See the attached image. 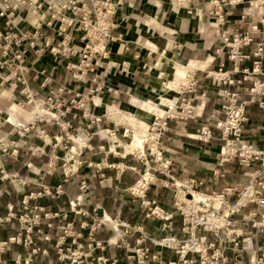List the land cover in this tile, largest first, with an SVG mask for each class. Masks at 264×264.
I'll return each mask as SVG.
<instances>
[{
  "label": "crops",
  "instance_id": "obj_1",
  "mask_svg": "<svg viewBox=\"0 0 264 264\" xmlns=\"http://www.w3.org/2000/svg\"><path fill=\"white\" fill-rule=\"evenodd\" d=\"M179 1L182 3H176V0H132L130 5L119 9L114 18L116 25L112 30V35L117 40L110 42V57L104 60L102 66L97 69V80H103L102 85L113 87L118 91L117 94L103 93L96 96L98 103L108 100L119 105L122 103L127 104L129 103L128 96L136 94L139 90L148 93L152 97L155 95L165 96V99H171L172 103L179 102L183 96L190 99L195 116L187 120H171L169 123L170 130L165 133L161 140L163 161L167 162L169 172L159 169L158 163H156L157 167H153V169L150 163L154 162L152 157H150L151 160H148L151 165L149 166L147 162L138 159L131 151L121 155L112 152L105 153L101 151L100 147L104 145L107 148V141H93L90 142V147H84L81 150L82 165L77 173L65 176L62 172L60 178L55 179L53 175L55 177L59 175L57 174V168H61V164L58 163L53 167L54 172L51 174L52 177L49 183L53 187L61 183L65 185V194L60 198H56V204H63L64 202L67 207H53L49 211L66 210L68 201L74 200L82 193L80 188L83 182L92 183L94 188L87 195L88 202L84 205V208L91 213L95 208L94 206L100 204L102 206L98 211L100 215L105 211L109 217L118 218L129 227L143 226L142 232L145 233L146 229V234L149 237L158 239L166 236L178 237L185 233L182 231L183 217L176 210L174 203L179 197L186 201L189 200L185 193H187L186 188L192 185V181L199 182L198 186L196 185L199 188L208 190L219 188L223 190L247 184L256 175L264 180V164L262 162L264 157L262 156L249 167H241L237 163V159L232 158L225 161L226 163L223 162L224 164L218 170L219 164H222L220 156L223 151H221L222 144L218 142L221 139L218 137L220 132L215 127L216 123L224 118V114L218 112L223 104L219 91L226 88L230 91H239L241 100L245 101L249 99L248 91L252 87L253 80L256 77H264L263 74H257L250 76L245 81L243 80L244 69H252L253 67L252 52L256 44L264 39V23H262L264 20V5L253 10L254 16H249L246 15L250 11L248 8L249 3L237 6L219 5L221 0H218V5L212 6L210 2L214 0ZM219 8L223 9V21L219 18L221 14ZM253 25H257L261 31L253 34V42L243 48V52L250 57L236 68L233 61L228 58L225 50L223 52L218 51L223 44L221 39L216 36V27L218 26L221 30L239 29L251 33ZM43 63H46L48 67L54 66L53 60L44 59L41 64ZM221 63H224L223 72H229L231 79L236 82L241 80L242 82H237L231 86L221 85L215 79ZM184 73H186L185 78L182 76ZM188 75L194 76L198 81L197 86L193 92L181 95V86L184 83L186 84ZM93 76L90 74L89 80L85 84L76 82L64 67H60L59 73L55 75L57 81L55 86L59 83H66L74 93L79 94V91H77L79 87H89L96 84L91 82ZM10 92H12L10 99L13 100V95L18 93ZM42 95H45V91L42 92ZM40 99L42 100V98ZM133 101H137V99L133 98ZM104 104L105 102L90 103L91 107H97L98 111L100 106L103 109ZM142 104L143 107L148 108L147 111L151 112L154 109L152 102L144 101ZM26 106L29 107V105ZM246 109L248 112V121L244 124L246 137L248 138L246 142L263 152L264 109L258 101L248 103ZM76 113L81 114L82 110L72 108L63 117L66 123L72 125V132L74 125L77 127L78 124L74 121V114ZM161 113H164V109ZM102 115L103 117L106 116V114ZM148 119L150 124L154 119L153 115L150 114ZM19 121L20 118L17 115V122ZM6 122L15 124L9 121V118L6 119ZM10 123H7L9 128L12 127ZM40 124L38 122L31 132L35 134L38 127L42 126L52 138L63 135L64 147H71L72 141L61 130V126L57 124L56 131H52L44 124ZM202 127H208L211 130L213 134L211 140L203 142L197 137ZM117 129L118 136L122 138L123 127L121 130L119 127ZM53 141L54 143L57 142L55 139ZM33 143L34 145L44 146L48 150L47 157H45L46 161H48L52 151L59 156H63L65 148L61 149L60 145H57L53 149V146L46 144L40 136H37ZM17 150L18 155L16 158L9 155L5 156V166L9 167V163H12L13 170L21 176H26L29 173L28 163L41 166L34 161L35 157H33L31 149L25 151L23 147H17ZM146 169H150L154 174V181L148 185L145 197L132 194L129 189L139 181ZM217 170L221 172V175L215 176L213 174ZM105 181H108V183L105 184ZM38 185L40 186V183H27L25 193L19 192V194L24 196V194L39 191L41 188ZM9 188L10 182L7 179L0 178V191L8 192ZM260 196L259 198H261ZM229 199L234 204L238 202L237 197L230 196ZM262 199L263 204L260 205L262 208H258L257 217H253L256 216V213L251 212L256 208V205L248 203L247 198H243L240 203L244 205L240 211L232 214L226 221L228 223L230 221V225L227 227L229 231L240 233L243 236V241L251 242L252 246L255 244L262 246L264 244V230H261L264 219V193H262ZM38 200L40 199H33L32 203L38 204ZM15 201H11L9 195L2 198L0 201V218L7 217L9 214L8 204L11 202L15 204ZM16 205L18 207V204ZM155 206H158L171 217L173 230H162L160 227L155 226L153 220L156 218L160 222V219L148 215L150 208L153 209ZM17 207V212H21V206ZM221 220L224 223L222 218ZM84 221L91 223L92 218L78 215L71 208L69 217L56 218L54 220V226L56 227L46 230L50 232V236L54 237L59 232L61 233L57 227L73 222L77 232L81 234L78 241L82 245H87L89 243V227H83L81 223ZM230 226H233V228ZM40 228L42 227H36V230ZM17 232H19V221L17 217H14L10 222L0 226V242L5 241ZM142 232L134 231L135 237L128 240L134 243L135 238L139 237ZM223 232L226 231L223 230ZM197 234L206 236L207 243L215 241L213 234L202 228L198 230ZM114 235L115 232L110 229L102 228L96 232L98 241L103 243L112 239ZM254 239H256V243H254ZM34 243L36 246L37 244L42 245L43 248H52L51 242L41 241L37 238H34ZM147 243L151 245V240L148 239ZM232 244L233 242L227 243L229 264H233L234 261L231 252ZM156 250L157 247L152 245V251ZM27 252L29 250H26L23 245L11 244L9 250L2 254V259L6 261L5 264H15L17 255L21 254L24 257ZM95 253L97 257L107 256V259L110 258V264H137L135 260L128 257L129 252L126 247L122 248L116 245L107 247L105 245L104 250L101 247H96ZM53 256L57 260L55 253ZM177 257L178 255L172 250H163L164 262ZM247 258L249 259H243L245 264H264L263 258H259L257 252L256 255ZM34 263L47 264V260L40 263L36 259Z\"/></svg>",
  "mask_w": 264,
  "mask_h": 264
},
{
  "label": "built area",
  "instance_id": "obj_2",
  "mask_svg": "<svg viewBox=\"0 0 264 264\" xmlns=\"http://www.w3.org/2000/svg\"><path fill=\"white\" fill-rule=\"evenodd\" d=\"M132 0H0V86L6 91L17 92L13 95V100L17 101L22 107L26 105H37L39 101L42 104L48 105L49 110L56 107V102L64 94H71L73 90L66 83L56 84L55 75L59 73L60 67H64L71 78L76 82H87L89 75H94L93 80H97V69L102 66L104 60L110 57V42L116 41L117 38L112 35V30L115 27L114 18L119 9L126 5H130ZM218 0H215L214 5H218ZM249 3V12L246 15L254 16L253 10L262 7L264 0H221L220 4L237 6L240 4ZM219 18L223 21L222 8H219ZM244 17V16H243ZM264 23V20L262 21ZM257 25L252 26V32H243L239 29L221 30L216 27V36L221 39L222 46L219 52H225L228 58L233 61L236 68L243 64L250 56L243 52V48L249 46L253 42V34L260 32ZM264 33V29H263ZM253 67L252 69H244L243 80H247L252 75L263 74L264 76V39L258 42L252 52ZM53 60L54 66L48 67L46 63L41 64L43 60ZM41 61V62H40ZM224 63H221L218 75L215 79L222 85L231 86L242 81H235L230 78L229 72H223ZM186 85H184L183 94L193 92L198 81L193 75H188ZM222 82V83H221ZM112 90V88L110 89ZM45 91L44 98L41 97ZM115 94L118 91L115 89ZM249 99L241 100L239 91H230L228 88L221 89L219 96L222 98L223 104L219 109V113L224 114L225 118L219 120L215 127L219 130L223 138L227 139L229 146L228 151L222 152L223 160H230L238 157L239 162L244 167H249L254 160L260 159L262 152L248 144L243 138L245 129L244 124L248 121V112L246 106L250 102H259L264 109V77H256L253 80L252 87L248 91ZM42 98V100L40 99ZM186 97L182 98V104H187L186 109L189 113L192 112L191 102L185 103ZM64 104L59 103L57 110L62 116L67 114L70 105H67L69 99L63 98ZM184 102V103H183ZM84 106L86 103H80ZM67 105V106H66ZM66 107V110H62ZM76 108V105H74ZM73 107V108H74ZM169 115L156 118L151 125L150 138L146 139V144L152 145V150L159 149L158 145L162 140V136L169 131ZM181 118H185L181 116ZM197 137L203 141H209L213 138V134L208 127H202L198 132ZM148 140V141H147ZM145 150V145L143 153ZM161 156V151H158ZM18 155L17 148L15 154ZM264 164V159H263ZM167 168L168 164L166 165ZM169 171V170H168ZM145 178V177H144ZM152 178L145 179L143 185H136L130 188L132 194L137 192L144 193L148 188ZM192 181V186H194ZM254 179L245 185L243 197L251 192L248 203L258 202L263 203V199H258L255 192ZM47 190V189H46ZM194 193L197 190H190ZM191 192L194 199L195 194ZM203 195H207L201 193ZM253 195V197H252ZM187 197V194L185 193ZM208 196V195H207ZM242 197V198H243ZM223 203L217 215L224 220L222 225L216 223L208 224V217L211 214L203 216L198 221L194 218L191 220V209L193 206H188L183 202H176L178 209L183 217L182 231L189 234L188 239H179L176 236H166L162 238L148 237L151 240V245L145 243L144 246L137 251L129 252L128 257L135 260L137 264H229L227 255L228 242H236L237 237L231 238L233 234L239 237L241 234L237 232H223L225 226L230 225L226 222L229 217L240 211L244 204H241L240 199L236 204H231L225 200V193L222 194ZM259 200V201H258ZM208 201L211 198L208 196ZM26 211H31L29 201H24ZM199 205L205 204V201H200ZM247 204V203H245ZM223 205L231 208L221 215ZM24 206V207H25ZM101 208L100 205L95 207V210ZM158 210V207H156ZM31 209V210H30ZM36 212L39 221L42 219L40 211L41 207L36 206ZM150 208L149 216L157 218L162 217L165 225L169 230H173L171 217L164 211V215L160 211ZM200 208L195 209L198 212ZM29 213V212H28ZM214 213V212H212ZM55 214L46 213L45 216L52 218ZM54 217V216H53ZM11 216L0 218V225L6 220H10ZM51 226V224H49ZM200 228L211 232L215 238L214 242L207 243L206 236L197 234ZM21 229L26 232V237L30 232L27 228L21 226ZM33 227H31V230ZM261 230H264V219L261 225ZM22 233L12 236L8 241L0 242V264H3L1 254L7 246L12 243L24 244L26 237L22 238ZM24 242V243H23ZM33 242L30 238L29 244ZM152 245L157 247L156 251H152ZM169 249L178 255L176 259L164 262L163 250ZM35 252L37 249H33ZM239 257V255H238ZM21 255L18 256L20 261ZM16 262V261H15ZM27 264H35L34 260L27 259ZM239 264H245L243 259L239 260Z\"/></svg>",
  "mask_w": 264,
  "mask_h": 264
},
{
  "label": "rangeland",
  "instance_id": "obj_3",
  "mask_svg": "<svg viewBox=\"0 0 264 264\" xmlns=\"http://www.w3.org/2000/svg\"><path fill=\"white\" fill-rule=\"evenodd\" d=\"M177 2L182 3L179 0H176V3ZM213 3H215V0L210 2V5L214 6ZM182 76L183 78H185L186 73L182 74ZM92 78H94V76ZM99 81L98 80L95 81L91 79V82L96 84L91 85L89 87L86 86L79 87V89L77 90L79 91V94H76L73 91L71 94H64L61 97L59 96L60 94L58 95L59 100L55 104L56 107L59 103L64 104L63 98L65 97L66 99H69L67 105H70V108L67 110V112H69L74 107V105H76L77 109L82 110L81 113L83 114L82 116L80 113L74 114V121L77 122L78 124L77 127L74 125L73 132L71 131L72 125L65 122V120L63 119L64 116H62V114L60 113V111L57 110L56 107L54 109L49 110L48 105L42 104V101H39L37 105L22 107L17 101H13L12 99H10L12 97V92L5 91V88L0 86V178L7 179L10 182V188L8 189L9 199L11 201L16 200L14 202L15 206L14 204H12V202L8 204L9 214L7 215V217L8 216H11V218L17 217L20 222V225L27 228V231H29L31 234L30 237L29 234L26 237V232L24 231V233H22L23 235L22 238L26 237L23 238L26 240L25 243L23 242L24 244H18V245H23L26 250L27 249L29 250V252H27V254L24 257L21 254H19L22 256L20 261H17L19 256L17 255V260L15 264H27L26 262L27 259L31 260V258L34 261L37 259L40 263H43L44 261L47 260V264H110L111 259L110 258H109L110 260L107 259L108 258L107 256H101V257L96 256L95 253L96 247H101L104 250L105 245L107 247L108 246L112 247L116 245L122 248L126 247V250L132 253V251H137V249L144 246L145 243L148 242L149 235L146 234V229H145V233L142 232L143 226L142 227L137 226L135 228H132L129 227V225H126L123 222H121L118 218L114 219L111 216H110L111 219L108 220L107 219L108 215L106 214L105 211L102 213V215L99 214L98 211L99 209L102 208L100 204H96L94 207L100 205L101 208H99L98 210H95L94 208L92 213L86 208H84L85 203L88 202L87 195L94 188V186H92V183L87 184L83 182V185L80 188V191H82V193H80L75 200L70 201L71 208L73 209V211H75L76 214L81 215L83 217L92 218L91 223L90 222L87 223L86 221L81 223L83 227L85 228L89 227V232H88L89 243L87 245H82L78 241V239L81 238V234L75 232V225L73 222H69L66 225H61L57 227L58 231L60 230L61 233L59 232V234L52 237L50 236V232L46 229L48 228L53 229L56 226L47 225V220L43 221L41 219L39 221V217L35 209L37 205H34L32 207V210L30 209L31 211H28L29 213L26 211V206H25L26 204L24 203L26 199L28 201L33 200L45 194L51 195L52 197H60L65 194L62 183L55 187H53L49 183L50 178L52 177L51 174H53L54 172L53 167H55L58 163L61 164V168H57L58 170L57 174L59 175L56 177L53 175V178L55 179H59L60 176L62 175V172L65 176H71L77 173L82 165L81 157H80L82 152L81 150L84 149V147H90V142L93 141H97V142L103 140L107 141L108 143L107 148L104 145H101L100 147L101 151L105 153L112 152L117 155H121L126 153L127 151L128 152L131 151L136 155L138 159L144 160L145 162L148 163L149 166L152 165V168L153 167L156 168L157 167L156 163H158V167H160L159 169H164L167 172H169L168 171L169 168L166 167L167 162L163 161V151H162L161 142L158 145L159 149H154V150H152L151 143L146 144V139L150 138L149 133L151 132V125L156 118L163 117L164 119L166 118L167 115L171 117L168 118L169 121L178 120V119L187 120L189 118H192L195 116V112L193 108H191L192 112L189 113L188 109H186L187 104L183 105L181 98L179 102L172 103V101H170L171 99L167 100L165 99V96L162 97L159 95H155L154 97H152L148 95V93L146 94V92L139 90V92L136 93L137 95L134 94L132 96H128L129 103L127 104L122 103L119 105L108 100L100 101L99 103L105 102L104 104L105 106H103V109L101 108L102 106H100V110L98 111V109H96L97 107L92 108L90 103L99 104L96 99V96H100L103 93L111 94L114 93L115 91L113 87L102 85L103 80L100 82ZM184 85L186 84L184 83ZM184 85L181 86L180 89L181 95H185L183 94L185 87ZM111 88L112 90H110ZM41 97L44 98V95H41ZM133 98H136L137 101H133ZM144 101H149L153 103L154 109H152L151 112L147 111L148 108L143 107L142 103ZM188 101H190V99L187 97L185 103H188ZM82 102H85L86 104L82 106L80 104ZM108 105L114 106L115 108L109 107ZM162 109H164V113H161ZM62 110L63 111L66 110V107H64ZM102 114L104 115L106 114V116L103 117ZM150 114L153 115L154 119L149 124L148 117ZM17 115H19L20 118L19 122H17ZM181 116H184L185 118H181ZM8 118L9 121L14 122L15 124L6 122V119ZM38 122L41 123L40 125L44 124L45 126H47V128H50L52 131H56L55 127L57 126V124L61 126V130L68 137V139L72 141L71 147L69 148H67V146L64 147L65 144L63 145L64 143L63 135H57L54 138H52L48 135L47 131L42 128V126L38 127V130L36 131L35 134L32 133L31 130L35 125L37 126ZM7 123H10L12 127L9 128ZM118 127L120 130L123 127L122 138L117 134ZM169 130H170V124H169ZM164 135L162 136V138L164 137ZM37 136H40L46 144H51L53 146V149L57 145H60L61 149L65 148L63 156H59L54 151H52L50 157L48 158V161H46L45 157H47L46 155L48 153V150H46L44 146L34 145L33 143L34 139H36ZM136 136L140 137L143 140V146L145 145L144 153H143L144 147L143 149H141L139 146H135ZM218 137L221 138L220 140H218V142L222 144L221 151L227 152L229 149L227 139L223 138L220 133ZM243 138L245 140H248V138L246 137V133H244ZM54 139L57 142L54 143L53 141ZM17 147H23L25 151L31 149L32 155L33 157H35L34 161L40 164L41 166L34 163H28L27 168H29V173H27L26 176H21L18 174L17 171L13 170V167L11 166L12 163H9V167L5 166L4 164L5 156L9 155L11 157L16 158V155L14 154H15V149ZM159 150L162 153L161 156L158 152ZM261 156L264 157V149ZM150 157H152L154 160V162H150L151 165L148 161ZM220 157H221L220 162L222 164H219L220 166H218V170H220V168L222 167L221 165L226 163L225 161H228V160L224 161L222 159L223 158L222 154ZM234 159H237L236 160L237 163L241 167H244L243 165L240 164L238 157H235ZM256 161L257 160H254L253 163ZM218 170L213 172L215 176L221 175V172ZM152 177L153 179H151L150 183L154 181L155 176L150 171V169H146L143 175H141L139 181H143V180L145 181V179H150ZM253 179L256 184L254 194L258 199H262V193H264V180H262L258 175L252 178V180ZM27 183H40V186L39 185L38 186L41 189L33 193L24 194V196L22 197L23 200L21 199L22 200L21 201L20 200L21 195L19 194V192L25 193L26 191L25 186ZM104 183L107 184L108 181H105ZM136 183L134 185H136ZM198 184L199 182L195 181L193 188H191V185L190 187L186 188L187 190L186 194L188 199L193 197L191 192L194 193L193 191L190 190L195 189L197 190V192H200V193H194L195 194L194 199H190L191 201L189 200L186 201L181 199V197H179L174 203L176 210L179 212L180 210L178 209L176 202L178 203L182 201L183 206H185L186 203H188V206H193L195 209L200 208L198 212H195V209L193 208L191 209L190 218L191 220H193L194 218L196 221H198L200 218L210 213H211L209 215L210 218H212V216H214V218L217 217V219L221 218L217 215V212L219 209H221V203H223L224 201L222 198L223 193H225V200L229 201V203L233 205L234 203H232V200L229 199L230 196L237 197V200L239 201L240 199L243 198L249 199V195L251 193V192L247 193L246 194L247 196L245 197H243L242 195L245 192L244 187L248 183L241 186L226 188L223 190L219 188L209 189V190L204 188H199L197 187ZM145 192L141 193L139 191L137 192L136 195L140 197H145L146 195ZM3 193L4 192L0 191V197L3 195ZM201 193L207 194L211 198V201H208L207 195H203ZM196 196H201L202 198L197 200ZM259 196L261 198H259ZM20 201L23 203L25 207H23L24 210L22 211L21 214H17L14 211V208L17 207L16 204H18V207L20 206ZM200 201H205V204L199 205L198 203ZM252 203L256 205V208L253 209L251 212H254L253 214L256 213V216L253 217H257L258 208H262L260 205H262L263 203L262 204H259L258 202H252ZM28 206L30 208V204H28ZM37 207L40 206L38 205ZM156 207L158 206H155L153 210H156L157 209ZM230 209L231 208H227L225 205H223L221 210V215L224 214V212L226 213V211L229 212ZM41 211H43V208ZM158 211H160V214L162 215L165 214L163 210L162 211L158 210ZM46 213L55 214L53 215L54 217H63V218L68 217L67 211L46 212ZM44 217L48 218L46 216ZM159 219L160 222H158L156 218L153 220L155 226L160 227L162 230L169 229L164 224L166 220H164L162 217H160ZM217 219L216 220L214 219L211 223L213 224V222L215 221L214 223L218 225H222L223 221L222 220L217 221ZM10 220H6L0 226L5 225L6 222ZM31 227H33L32 230ZM36 227H42V228L36 230ZM227 227L228 226H225L223 230H225L227 233H231V231H229ZM230 227L233 228V226ZM102 228L110 229L115 232L113 238L106 241L105 243H103L102 241H98L96 237V232ZM134 231H141L142 233L139 237H136L135 238L136 241L132 243L128 239L135 237ZM188 237L189 234L187 232H185V234H182L181 236H178L179 239L185 238V240L188 239ZM234 237H237L236 242L238 243L233 242L232 244L231 252L233 254V259H234L233 264H239V260L241 259L248 260L249 258L247 257H252L253 255H256V252L257 255H259V258L260 257L263 258L264 261V244L262 246H257V244L252 246L251 242L247 243L243 241L242 235L238 237L237 234H233L231 238ZM30 238H32L33 243H34V238H37L38 240L41 241L51 242L52 248L51 249L48 247L43 248L42 245L39 246L38 244L37 246H33L32 248L30 245H28ZM239 239H241V241H239ZM53 241H55L54 245H53ZM254 243H256V239H254ZM10 245L7 246V248L2 254H4L9 250ZM33 249H37V251L35 252ZM52 253L56 254L57 260ZM2 254H1V259H2ZM2 261L3 264L6 263L5 260L2 259Z\"/></svg>",
  "mask_w": 264,
  "mask_h": 264
},
{
  "label": "trees",
  "instance_id": "obj_4",
  "mask_svg": "<svg viewBox=\"0 0 264 264\" xmlns=\"http://www.w3.org/2000/svg\"><path fill=\"white\" fill-rule=\"evenodd\" d=\"M62 186H63V188H64V191H65V185H64V183H62ZM6 195H8V192L6 191V192H4L3 193V195L0 197V201L2 200V198H4ZM22 197H23V195L21 196V199H22ZM60 197H62V196H60ZM60 197H52L51 195H43V196H41V197H38V198H36V199H40V200H38V204H34V203H32V201L33 200H29V204H30V208H32L34 205H39L40 207H42L43 208V211H41L40 213H41V216H42V220L43 221H45V220H47V225H49V224H51L52 226L54 225V220L56 219V218H58V217H53V218H45L44 216H45V213L46 212H59V211H61V210H59V211H49V210H52L53 209V207H55V208H61V207H67V205H66V203H64L63 202V204H56V198H60ZM77 197H75L74 198V200L76 199ZM23 200V199H22ZM21 200V201H22ZM60 200V199H59ZM14 206H15V204H14ZM20 206H21V212H17V210H16V208H14V211L17 213V214H21L22 213V211L24 210V205H23V203L21 202V204H20ZM62 211H67V213H68V217H69V215H70V213H71V205H70V201H68V208L66 209V210H62ZM18 216V215H17ZM12 219H14V218H11V220ZM10 220V221H11ZM10 221H8V222H10ZM19 221V220H18ZM8 222H6V223H8ZM67 224V223H66ZM66 224H64V225H66ZM24 233V230H22L21 229V225H20V222H19V232H17L16 234H14V235H12V236H16V235H18L19 233ZM75 232L76 233H78L77 232V230H76V227H75ZM79 234V233H78ZM11 236H9L5 241H8L9 240V238H10ZM12 244H16V243H12ZM32 248H33V246H36L35 245V243H33L32 242V244L30 245Z\"/></svg>",
  "mask_w": 264,
  "mask_h": 264
},
{
  "label": "bare ground",
  "instance_id": "obj_5",
  "mask_svg": "<svg viewBox=\"0 0 264 264\" xmlns=\"http://www.w3.org/2000/svg\"><path fill=\"white\" fill-rule=\"evenodd\" d=\"M187 79H188V77H187ZM12 120V119H11ZM135 146H139L141 149L143 148V140L140 138V137H138V136H136V141H135ZM143 183H144V180L143 181H140V183L137 185V187H139L140 185H143ZM200 198H202L201 196H196V199L198 200V199H200ZM189 201H191L190 199H189ZM210 217H208V221H207V223L208 224H212L211 222L215 219H217V217H215L214 218V216H212V218H210ZM214 218V219H213ZM107 219L108 220H110L111 218L109 217V216H107ZM220 221L221 220V218L219 219H217V221ZM215 222V221H214ZM213 222V223H214ZM218 223V222H217Z\"/></svg>",
  "mask_w": 264,
  "mask_h": 264
}]
</instances>
